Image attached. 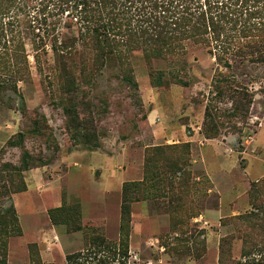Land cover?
I'll use <instances>...</instances> for the list:
<instances>
[{
	"label": "rangeland",
	"instance_id": "1",
	"mask_svg": "<svg viewBox=\"0 0 264 264\" xmlns=\"http://www.w3.org/2000/svg\"><path fill=\"white\" fill-rule=\"evenodd\" d=\"M210 49L189 46L185 56L151 63L182 70V84L165 76L156 86L145 56L132 51L137 88L114 60L78 77L74 95L64 77L40 72L31 46L28 63L0 59V82L14 87L0 93V189H10L0 212L13 206L17 219L8 264H68L94 235L119 243L124 202L128 264H217L224 238L236 261L264 264L261 245L241 257L246 237L258 244L264 236L250 227L264 222V61H216ZM236 91L252 103L236 107ZM207 108L222 124L216 138L204 132ZM176 238L195 242L192 251L205 249V258L175 259Z\"/></svg>",
	"mask_w": 264,
	"mask_h": 264
},
{
	"label": "trees",
	"instance_id": "2",
	"mask_svg": "<svg viewBox=\"0 0 264 264\" xmlns=\"http://www.w3.org/2000/svg\"><path fill=\"white\" fill-rule=\"evenodd\" d=\"M28 46L40 72L65 78L64 89L69 95L81 90L75 82L78 77L98 75L106 62L114 60L120 64L123 79L137 88L128 63V53L132 51L145 56L156 86L164 85L165 76L182 84V70H155L151 63L185 56L189 46L212 47L209 53L216 61L226 56L242 59L249 55L264 61V0H0L1 61L16 57L28 63ZM244 47L252 50L244 53ZM50 54L56 62L53 69L45 66ZM91 63L93 68L89 67ZM2 68L6 70L5 66ZM4 72L0 69V73ZM4 82H0V93L14 88ZM215 89L220 96L227 94L221 84ZM236 95V107L252 103L248 95L237 91ZM206 116V136H220L221 122L209 108ZM128 188L125 185L124 193ZM0 190L3 197L10 194L5 184ZM122 213L119 243L94 235L88 240L89 248L67 255V263L128 264L131 255L127 202L122 205ZM16 221L13 206L0 212V264H8V232ZM250 227L263 230L264 222ZM261 237L258 244L254 237L244 239L246 248L242 250V258H250L259 245L264 248V236ZM192 245L195 242L176 238L170 250L175 259L190 258L198 262L205 258L206 250L193 252ZM220 246L217 264H244L234 258L228 238L222 239Z\"/></svg>",
	"mask_w": 264,
	"mask_h": 264
}]
</instances>
